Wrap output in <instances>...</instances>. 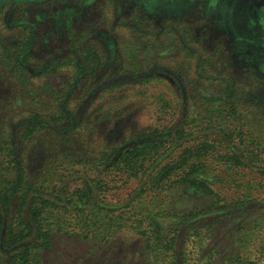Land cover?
<instances>
[{
    "label": "rangeland",
    "instance_id": "obj_1",
    "mask_svg": "<svg viewBox=\"0 0 264 264\" xmlns=\"http://www.w3.org/2000/svg\"><path fill=\"white\" fill-rule=\"evenodd\" d=\"M154 5L153 16L162 14ZM204 10L179 23L183 17H152L121 0H0V189L21 170L7 224L22 229L34 208L38 224L52 230L38 264H153L132 224L154 215L169 231L191 211L199 214L181 237L197 217L217 224L214 235L203 229L201 244L180 239L188 263L264 264V41L241 37L250 34L240 28L230 38L225 23H189L208 19ZM30 38L22 58L9 53ZM63 106L72 114L58 119ZM160 129L182 131L170 144L175 155L211 146L202 160L220 195L175 184L136 196L141 176L119 172L108 157L121 142ZM235 152L245 165L224 159ZM81 192L99 202L75 208ZM40 195L57 206L42 207ZM68 198L78 204L65 211ZM238 200L245 204L215 211ZM126 203L131 211L110 209Z\"/></svg>",
    "mask_w": 264,
    "mask_h": 264
},
{
    "label": "trees",
    "instance_id": "obj_2",
    "mask_svg": "<svg viewBox=\"0 0 264 264\" xmlns=\"http://www.w3.org/2000/svg\"><path fill=\"white\" fill-rule=\"evenodd\" d=\"M20 45L21 48L16 49H14L12 45H9V53L16 51L18 57L22 58L32 45V38L21 41ZM23 63H26V60H24ZM62 109L63 111H61L60 116H57L58 119H65L68 113L72 114L70 108L67 110V107L63 106ZM30 120L34 121L32 117ZM181 132L182 131H179V129L176 131L160 129L145 135H134L129 141L121 142V145L125 144L124 146L113 147L110 153L112 155L108 157V161L111 160L112 166L117 167L119 172H124L129 177L141 176L140 180L143 182V186L140 188V190H142L139 191L136 196H142V192L145 189L144 187L148 185H151V188L153 187L154 190H159L161 188L176 186L175 184L189 185L193 188L220 195L218 191V193H216L213 187L214 183L210 182L211 177L207 175L212 171L209 172L206 170L207 165L204 166V160H202V156L210 152L211 146L207 143L198 147L193 145L184 148L180 154H173L175 150H172L170 144L175 142L174 139H176L177 135L181 134ZM139 138L140 141H138ZM180 139L181 137H178V140ZM169 146L171 151H167ZM177 146L178 145L173 146V149ZM223 156L227 162L237 166L245 165L247 162L244 161L246 160L245 157L239 155L237 152L231 156L228 154ZM168 158L170 160L164 162V160ZM14 160L17 162L16 164H19L16 158H14ZM148 162L149 165H147ZM149 169L151 170L149 171ZM146 171H149V173L148 177L144 179L143 175L146 174ZM258 171L264 175V166ZM213 174L217 180H220L218 173L213 172ZM22 182L23 177L20 170L18 171L14 184L10 188L0 189V232L2 233L0 242V264H38V261H40V253L52 247L54 239L53 232L41 224H38L37 211H34V208L31 209V218L23 219L22 229L15 230L16 228L13 227L12 224H7L12 210V200L14 199V195L21 190ZM33 197L34 200L37 201V195H33ZM39 197L42 207L48 204L57 206L54 199L43 195ZM78 199L79 206L75 205L78 203H74L73 199L68 198L67 201L61 205V208L68 211L67 208L69 205H75V208L83 209L89 202H99V199H96L94 195L90 197L88 193L84 194L82 192L79 194ZM28 200L29 199H26V202ZM232 202L219 204L215 211H222L224 208L234 204H245L242 200ZM35 203L36 202L33 204ZM131 206L132 203H126L119 207H111L110 209L116 211L127 207L130 208L127 211H131ZM127 211L123 209L120 215L125 214ZM198 212L199 211L185 212L178 216V218L181 217L183 220H177L176 222L179 223L178 226L169 231L165 230L164 222L155 218L154 215L136 219L135 223H138V225L132 224V226L135 225L134 229L136 230L140 229V234L144 236V247L146 250H150L154 256L152 258L153 264H182L183 260L185 261L183 264H190L184 257L186 254L185 247L183 246L184 249L181 252V256L178 252L180 239L184 238V241H187V243L188 241H192L194 244L198 238V243L201 244L204 236L203 229H205L207 233L214 235V226L217 224V221L212 220L211 223L203 226L200 224L201 217H197L195 220H192V225H188L184 228L185 234L181 237L179 232L182 230V225ZM129 217L132 219V216ZM124 218V216H121V219L124 220ZM239 229L241 228L239 227L235 233L239 232ZM218 242L219 240H217L215 244L218 245ZM216 252L218 254L221 253L219 250ZM180 257H182V260L179 259ZM239 259L241 260V258ZM216 260L215 262H217Z\"/></svg>",
    "mask_w": 264,
    "mask_h": 264
},
{
    "label": "flooded vegetation",
    "instance_id": "obj_3",
    "mask_svg": "<svg viewBox=\"0 0 264 264\" xmlns=\"http://www.w3.org/2000/svg\"><path fill=\"white\" fill-rule=\"evenodd\" d=\"M156 1L157 2L155 3L157 4V6H160V8L161 6H163L165 9H169L171 11L179 6L178 0ZM191 2H194L193 4H196L193 6V9L199 11V9L203 10V8H205V10H208V12L210 11L209 13H211L212 15L210 14L208 16V19H202L203 16H200V18L194 17L190 19L191 22L189 23H215V17L213 18V13H215L216 7L220 6V0H192ZM223 7H226V9L230 7V12H228V14L230 15V23H225L222 25V27L227 28V33H229L230 38L234 35L240 37V35L237 34V29L240 28L241 32H244L245 34H250H243L245 36L241 37H246L248 39L256 38L264 41V0H226V3L223 5ZM151 8L152 10L147 9L149 16L157 18H164L165 16H169L164 13H159L160 15L155 14L157 16H153L155 13V5L152 4ZM174 15H177L178 17H183V19L179 20V23L187 22L186 17L180 16L179 14H177V12L171 13L170 16Z\"/></svg>",
    "mask_w": 264,
    "mask_h": 264
},
{
    "label": "crops",
    "instance_id": "obj_4",
    "mask_svg": "<svg viewBox=\"0 0 264 264\" xmlns=\"http://www.w3.org/2000/svg\"><path fill=\"white\" fill-rule=\"evenodd\" d=\"M123 3H125V6L128 7V10L134 7L135 5H140L145 7L148 10H152L151 5L157 2L156 0H121ZM192 0H178L179 6L176 9H173L172 11L169 9H165L163 6H161V13H165L166 15H171V13L177 12L180 16H188L189 12L193 11L196 12L198 10L193 9V6L196 4H193L194 2H191ZM226 3V0L221 1L220 0V6L216 7L215 13H213V18L215 17V23H230V15L228 14L229 9L224 8L223 5ZM192 9V10H191ZM212 15V14H211Z\"/></svg>",
    "mask_w": 264,
    "mask_h": 264
}]
</instances>
